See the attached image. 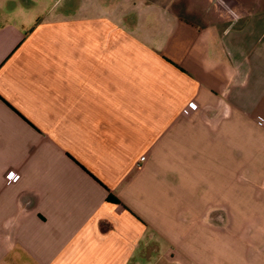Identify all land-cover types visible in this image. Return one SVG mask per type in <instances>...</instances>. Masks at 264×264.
Wrapping results in <instances>:
<instances>
[{
  "label": "crops",
  "instance_id": "1",
  "mask_svg": "<svg viewBox=\"0 0 264 264\" xmlns=\"http://www.w3.org/2000/svg\"><path fill=\"white\" fill-rule=\"evenodd\" d=\"M249 1L0 0V264H264Z\"/></svg>",
  "mask_w": 264,
  "mask_h": 264
},
{
  "label": "built area",
  "instance_id": "2",
  "mask_svg": "<svg viewBox=\"0 0 264 264\" xmlns=\"http://www.w3.org/2000/svg\"><path fill=\"white\" fill-rule=\"evenodd\" d=\"M197 108H198L197 102L195 100H190L187 102L185 107L182 109V112L184 114H189L190 112L197 110ZM263 120L264 119L262 116H257V122L259 124H262ZM144 158H145L144 156L140 157L141 160H143ZM4 178H5V181L7 183H12V182H16L17 180H19L20 174H19V172L15 171V170H8V171H6ZM115 210H116V212H120V211L124 210V207H123V205L120 204V205H117Z\"/></svg>",
  "mask_w": 264,
  "mask_h": 264
},
{
  "label": "rangeland",
  "instance_id": "3",
  "mask_svg": "<svg viewBox=\"0 0 264 264\" xmlns=\"http://www.w3.org/2000/svg\"><path fill=\"white\" fill-rule=\"evenodd\" d=\"M73 0H46V3L45 5L46 6H53V7H56L55 9H58L59 7H62L63 5H66V4H71ZM246 2H250L249 0H245ZM221 2V1H220ZM38 11V10H36ZM35 11H33L32 14H34ZM255 131H257V133L259 132L258 129H256ZM250 132H252V130H250ZM148 254H152V251H149ZM176 259L182 261V259L178 256H175ZM172 258H159L157 264H174V262L171 260ZM134 264V263H133Z\"/></svg>",
  "mask_w": 264,
  "mask_h": 264
},
{
  "label": "trees",
  "instance_id": "4",
  "mask_svg": "<svg viewBox=\"0 0 264 264\" xmlns=\"http://www.w3.org/2000/svg\"><path fill=\"white\" fill-rule=\"evenodd\" d=\"M107 199L110 200V201H114L115 200V198L112 195H108Z\"/></svg>",
  "mask_w": 264,
  "mask_h": 264
}]
</instances>
